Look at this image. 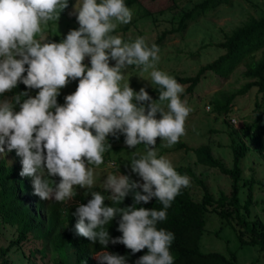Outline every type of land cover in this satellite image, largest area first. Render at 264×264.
<instances>
[{"label":"clouds","instance_id":"clouds-1","mask_svg":"<svg viewBox=\"0 0 264 264\" xmlns=\"http://www.w3.org/2000/svg\"><path fill=\"white\" fill-rule=\"evenodd\" d=\"M67 6L68 0H0V95L20 82L39 89L35 97L20 104L19 112L9 100L0 102V153L7 145L8 151L22 157L20 175L33 178L34 195L66 202L76 195V187L94 185L91 166L104 163V153L111 147L106 143L109 135L118 139L117 133H122L129 148L147 146L146 154L133 157L130 163L140 180L109 174L103 181L113 203L132 194L134 204L107 206L104 195L92 192V198L73 213L78 217L74 233L103 246L94 255L98 264H128L126 256L107 250L109 243L124 245L132 255L147 249L135 264H174L170 246L175 235L157 224L167 219V209L181 189L190 186V178L178 173L167 157L158 156L156 145L160 138L171 147L186 135L192 109L181 99L185 89L157 69L160 49L156 44L149 46L143 37L125 42L112 34L133 18L125 0H82L76 5L79 28L59 43L44 42V28L58 20ZM86 57L90 67L83 63ZM133 65L141 68V78L147 79L144 73H149L152 85L159 86L160 103L144 87L137 92L129 83L121 84L122 70ZM77 79L76 91L59 105L60 89ZM20 99L14 98L16 103ZM56 176L58 183L52 179ZM153 198L163 205L162 210L135 207ZM117 215V231L122 235L111 237L105 226Z\"/></svg>","mask_w":264,"mask_h":264},{"label":"trees","instance_id":"trees-1","mask_svg":"<svg viewBox=\"0 0 264 264\" xmlns=\"http://www.w3.org/2000/svg\"><path fill=\"white\" fill-rule=\"evenodd\" d=\"M137 1L125 0V3L131 7ZM231 2L232 0H199L189 8L175 10L176 13L171 15L170 21L176 22V25L164 29L147 44L149 46L156 44L161 47L168 33L183 31L189 21L198 19L221 4H230ZM142 7L144 14L162 13L166 9L152 10L148 7ZM76 17L77 15L72 17L75 22L70 27L63 33L51 35L47 43H59L69 31L78 29L79 24ZM215 44L224 48V51L214 59L199 66L194 74L179 75L175 73L171 77L179 83L186 84L184 92L191 93L207 71H213L217 76L225 78L240 64L244 63L246 67L243 70V75L247 77V80L235 90L224 92L213 101V108L217 112L223 113L224 123L229 122L226 116H228L238 94H243L252 86H256L257 91L260 92V97L255 98L254 116L248 123L246 131L229 126L231 165H227L217 158L209 143H202L193 147L196 159L200 163L217 167L230 177L231 191L227 193L222 190L217 196H214L205 182L200 179H197L203 189L200 199H195L188 187L181 189L180 195L167 209V219L157 224L158 228L166 229L175 235L170 246L174 264H236L237 255L233 250L221 252L216 250L205 251L200 248V236L206 224V212L208 210L215 211L222 220L230 223L235 228L241 243L256 244L260 250L264 251V219L257 215L251 217V207L255 202L253 187L255 183L262 182L253 176L244 177L241 165L243 157L251 148L259 154H262L264 150V11L258 15L250 14L240 24L231 28L229 32H225L223 39L215 42ZM256 51L261 52L259 57L249 61L250 56ZM112 64L113 62L110 61V65ZM25 67L27 68V65ZM23 75L26 76L27 72ZM76 89L77 85L67 95L74 93ZM28 90L29 88L20 82L11 91L0 95V101L6 98L15 101L16 96L22 97ZM159 91L157 85L148 90L154 99L159 97ZM117 135L118 139L112 135L107 138L106 143H109L111 147L104 153V159L109 156L111 150L117 151L126 147L123 143L125 136L122 133H117ZM182 144L179 142V145ZM11 153L15 159L11 164H6L4 159H0V214L3 220L16 224L18 234L12 242L18 243L32 232L42 241L40 249L47 250L46 248H49V251L58 252V255L53 257V264H98L94 255L104 250L103 246L98 241L93 244L91 241L75 235L74 226L78 217L73 213L78 206L83 203L86 204L92 198V192H100L105 196L107 206L117 208L133 205V195L129 194L124 201L117 204L108 199L109 194L104 189L97 190L93 186L91 188L76 187V195L70 201L56 202L53 200L49 202L41 200L33 194V178L20 175L22 157L18 156L15 150H12ZM175 169L194 175L188 166H176ZM240 186L245 189L242 202L238 194ZM135 207L163 209V205L155 198L147 204L135 205ZM119 220L120 215H117L105 226L111 237L122 235L121 232L117 231ZM108 249H114L117 254L126 256L128 264H135L137 258L147 252L145 249L132 255L124 245H112L111 243H109Z\"/></svg>","mask_w":264,"mask_h":264},{"label":"rangeland","instance_id":"rangeland-1","mask_svg":"<svg viewBox=\"0 0 264 264\" xmlns=\"http://www.w3.org/2000/svg\"><path fill=\"white\" fill-rule=\"evenodd\" d=\"M196 1L199 0H138L137 3L129 7L133 11L131 22L119 25L112 34L121 36L125 42H134L138 37H143L149 43L164 29L176 25V22L170 21L175 10L189 8ZM68 2L67 8L60 11L59 19L49 21L44 28V35L46 36L44 42L47 43L51 35L63 33L75 22L72 17L77 15L76 5L79 6L82 0H68ZM142 6L152 10L166 9L162 13L144 14ZM263 11L264 0H232L230 4H221L198 19L189 21L183 31H173L166 35L162 46L159 47L160 60L156 65L157 69L170 76L175 73L179 75L194 74L199 66L214 59L224 51V48L217 46L215 42L223 39L225 32H229L231 28L240 24L250 14L258 15ZM260 54V51H256L248 60L258 58ZM110 61L113 62L112 65L114 66L115 61ZM83 63L90 67V57H86ZM245 67L244 63L240 64L225 78L217 76L213 71H207L194 87L193 92H184L181 95L182 100H186L192 109L186 119V135L179 140L183 144L179 145L178 142L167 147L166 141L157 139L158 156L167 157L174 167L188 166L192 170L194 175L184 171L177 172L190 178L188 189L195 199H200L203 193L202 186L197 179L205 182L214 196H217L222 190L227 193L231 191L230 177L217 167L200 163L196 159L193 147L202 143H209L213 154L225 164L231 165L229 126L246 131L248 123L254 116L255 98L260 97V92L257 91L256 86H252L245 93L238 94L228 116H226L229 121L227 123L223 121V113H219L213 108V101L224 92L235 90L247 80V77L243 75ZM122 71L125 79L121 84L129 83L130 87L137 92L142 87L148 91L155 86L150 82L149 73H144L147 79L139 76L141 68L133 65ZM78 84V79L70 80L66 87L60 89V94L57 97L59 105L65 103L68 92L76 85L78 87ZM182 85L185 89L186 84ZM38 91L39 89H29L21 97L19 103L10 98L6 99L13 103L14 111L19 112L20 104L29 97H35ZM158 98H153V100L160 103ZM163 103L166 106L167 102ZM157 118H160L159 113ZM123 143L126 147L117 151L111 150L103 164L98 167L91 166L94 168L95 182L93 186L97 190L104 189L103 181L109 174H125L129 175L132 180H140L135 173H132L130 163L133 157L146 154L147 146L141 144L136 148H129L125 141ZM0 159H4L6 164L15 161L11 151L7 150V145H5V151L0 153ZM112 161L115 163L112 164ZM109 164L112 166L109 167ZM241 165L244 177L253 176L262 182L255 183L253 187L255 202L251 207V217L257 215L264 219V150L262 154H259L251 148L243 157ZM52 179L58 183L60 178L56 176ZM244 190V187L240 186L238 194L241 202L244 200ZM17 234L16 224L3 220L0 214V264H53V257L58 255V252L49 251V248H46L47 250L40 249L42 241L32 232L22 241L13 243L12 240L17 237ZM200 248L205 251L216 250L221 252L233 250L237 255L236 264H264V251L260 250L256 244L241 243L235 228L222 220L212 210L206 212V224L200 236ZM107 250L116 253L114 249Z\"/></svg>","mask_w":264,"mask_h":264},{"label":"built area","instance_id":"built-area-1","mask_svg":"<svg viewBox=\"0 0 264 264\" xmlns=\"http://www.w3.org/2000/svg\"><path fill=\"white\" fill-rule=\"evenodd\" d=\"M111 163H112V164H114V163H115V161H112Z\"/></svg>","mask_w":264,"mask_h":264}]
</instances>
